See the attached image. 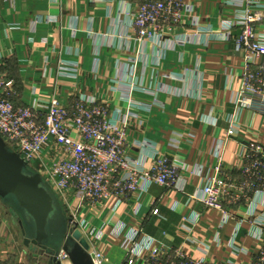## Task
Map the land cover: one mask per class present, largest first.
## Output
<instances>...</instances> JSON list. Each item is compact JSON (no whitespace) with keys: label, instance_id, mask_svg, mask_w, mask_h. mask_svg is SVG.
I'll return each mask as SVG.
<instances>
[{"label":"crops","instance_id":"crops-1","mask_svg":"<svg viewBox=\"0 0 264 264\" xmlns=\"http://www.w3.org/2000/svg\"><path fill=\"white\" fill-rule=\"evenodd\" d=\"M143 1L0 0V74L14 80L16 105L54 97L70 104L77 96L86 95L98 99L114 124L121 123L130 111L128 156L147 167L162 156L186 164L177 187L154 183L140 200L133 193L119 205L112 198L81 208L79 219L103 232L100 238L95 234L89 237L100 264H124V238L116 234L121 223L128 226L127 231L139 230L138 243L152 238L168 248L182 247L200 259L201 251L187 240L193 237L212 246L209 260L213 263L257 264L264 251V236H254L246 224L237 241L248 253L236 257L229 245L236 220L222 225L224 216L219 209L194 198L206 184V176L215 173L222 141L221 177L234 197L244 182L242 146L257 139L264 148V115L250 109L240 111L236 132L225 136L231 127L230 117L235 115L245 68L244 53L236 50L226 34L219 33L223 21L233 18V9L224 0H188L194 12H186L182 23L167 30L166 35H185L189 43L170 45L159 59L157 47L148 41L145 55L139 59L138 44L126 38L133 30L124 12ZM256 1L263 15L257 26L264 30V0ZM194 16L203 29L215 32L208 46L199 42ZM136 57L139 62L131 75L129 61ZM61 71L69 76L61 75ZM130 79L156 91V98L165 107L148 111L130 106L128 96L116 85V81ZM132 98L148 104L156 99L140 92ZM62 153L61 146L54 143L45 150L44 160L50 162ZM250 200L241 195L231 197L225 207L248 221V209L256 208L257 214L264 210V194ZM71 203L72 208L76 203L73 198ZM185 218L197 222L190 235L182 229ZM218 237L221 244L216 242ZM23 241L19 221L0 201V264H45L42 255Z\"/></svg>","mask_w":264,"mask_h":264},{"label":"built area","instance_id":"built-area-1","mask_svg":"<svg viewBox=\"0 0 264 264\" xmlns=\"http://www.w3.org/2000/svg\"><path fill=\"white\" fill-rule=\"evenodd\" d=\"M224 4L233 9V18L223 21L219 33L226 34L236 50L244 53L245 59L241 87L235 99V115L230 117L231 127L225 133V136H230L236 132V116L243 109L264 115V30L257 26L263 16L257 9L258 1L224 0ZM194 10L188 0H144L135 8L129 7L124 15L130 20L133 35L126 38L138 44L139 59L145 55L148 41L157 47L159 59L165 56L170 45H187L189 40L185 35L167 37L166 32L180 25L186 12L192 13ZM194 18L199 42L208 46L209 41L215 38V32L203 29L196 16ZM139 59L136 57L129 61L132 65L131 75ZM60 74L69 76L67 71H61ZM116 85L120 93L128 96L126 100L130 106L137 105L148 111L165 107L156 98L157 92L137 79L116 81ZM135 92L156 99L149 104L138 102L132 98ZM15 95L14 80L6 74H0V136L50 183L68 211L71 227L77 225L88 241L91 235L100 238L103 232L96 231L86 220L79 219V212L84 205H94L112 198H116L119 205L133 193H137L136 199L140 200L154 183L177 187L182 173L186 171L183 161L169 156L158 157L151 167H147L143 161L127 155L126 129L131 119L130 111L121 123L114 124L109 120V112L94 97L80 95L70 104H64L54 97L51 100L36 99L31 105H16ZM54 143L61 146L63 153L46 162L45 150ZM224 147L222 141L217 153L219 164L215 173L206 176V184L194 198L205 206L219 209L224 216L222 225L232 219L236 220L229 245L237 257L248 253L237 241L246 224H249L254 236H264V210L257 214L256 208L248 209L246 221L228 211L225 203L231 197L238 199L241 195L249 201L264 194V148L257 139L242 146L244 182L240 194L234 197L229 185L221 177ZM198 174L201 175V171ZM71 198L76 202L72 208ZM261 204L264 205V202ZM196 224V221L185 218L182 229L190 235ZM127 228L125 223H121L116 232L118 237L124 238L127 252L124 264H137L138 261H141L140 264H236L235 261L211 262L209 255L212 246L193 237L187 240L201 251L203 257L200 259H195L182 247L168 248L152 238L138 243L139 230L129 228L127 231ZM216 242L221 244V239L218 237ZM64 257L67 256L64 254ZM96 262L100 264L97 259ZM257 264H264V251Z\"/></svg>","mask_w":264,"mask_h":264},{"label":"water","instance_id":"water-1","mask_svg":"<svg viewBox=\"0 0 264 264\" xmlns=\"http://www.w3.org/2000/svg\"><path fill=\"white\" fill-rule=\"evenodd\" d=\"M0 201L19 221L24 244L45 264H98L89 241L44 176L0 136ZM64 254L67 257H64Z\"/></svg>","mask_w":264,"mask_h":264},{"label":"bare ground","instance_id":"bare-ground-1","mask_svg":"<svg viewBox=\"0 0 264 264\" xmlns=\"http://www.w3.org/2000/svg\"><path fill=\"white\" fill-rule=\"evenodd\" d=\"M65 264H71V262L68 260V261L65 262Z\"/></svg>","mask_w":264,"mask_h":264}]
</instances>
